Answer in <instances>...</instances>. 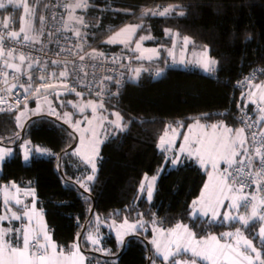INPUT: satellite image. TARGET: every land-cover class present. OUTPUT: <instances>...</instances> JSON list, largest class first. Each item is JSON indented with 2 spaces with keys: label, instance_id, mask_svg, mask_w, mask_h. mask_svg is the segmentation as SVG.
Here are the masks:
<instances>
[{
  "label": "trees",
  "instance_id": "obj_1",
  "mask_svg": "<svg viewBox=\"0 0 264 264\" xmlns=\"http://www.w3.org/2000/svg\"><path fill=\"white\" fill-rule=\"evenodd\" d=\"M30 2L35 10L34 25L39 31L47 0ZM171 5H180V8L167 15L148 12ZM181 12L184 14L180 15ZM79 15L83 24L78 30H82L97 50L132 54L121 45L105 41L127 24L143 26L138 37L147 33L164 38L170 29L179 37L191 38L197 48L208 49L210 58L217 61L215 71L207 75L198 68L175 66L159 79L143 77L128 82L121 99L105 102L108 109L120 113L125 129L102 144L93 181L86 179L88 166L73 151L61 156L75 142L66 126L44 115L29 123L22 140L23 126L18 117L0 115V142L14 149L0 173L3 184L35 187L53 238L66 250L76 244L87 225L82 247L98 253L87 254L89 264H148L150 255L145 240L152 238L153 227L171 230L177 224H184L197 238L220 235L235 228L239 223L209 226L208 219L193 216V202L206 183L207 173L190 160L170 168L159 143L167 129H181L184 134L197 122L240 127L235 83L256 69L260 72L255 84L264 83V71H261L264 70V0H93L89 9L79 10ZM137 62L153 66L172 63L165 49L159 59ZM70 95L76 97L74 93ZM23 142L34 152L28 164L22 159L20 144ZM40 149H49L51 154L40 155L37 153ZM158 175L155 193L149 202L142 195L141 185L146 176ZM92 197L96 200V209L90 217ZM140 220L144 221L145 229L130 236L122 255L115 258L123 246L118 245L111 232V223ZM260 225L256 222L252 229H246L257 247L261 246L257 233ZM91 231L100 232V248L93 249L85 242V235Z\"/></svg>",
  "mask_w": 264,
  "mask_h": 264
},
{
  "label": "snow or ice",
  "instance_id": "obj_2",
  "mask_svg": "<svg viewBox=\"0 0 264 264\" xmlns=\"http://www.w3.org/2000/svg\"><path fill=\"white\" fill-rule=\"evenodd\" d=\"M8 5H12L15 8L23 7L25 13H30L29 6L25 2L21 3L20 0H7V3L4 0H0V9L6 8ZM76 7H86L84 0L77 3ZM172 9H165L164 12L151 13L152 15H167ZM147 15V13H145ZM184 13L181 12L180 15ZM4 27H8L7 24H4ZM140 27V26H137ZM122 30V31H126ZM135 29H133L134 31ZM25 28L21 27L20 32H24ZM79 35V32L76 33ZM170 34V33H169ZM9 35L12 38H17L19 33L11 32ZM119 35V33L117 34ZM24 39L27 40L29 37L24 36ZM114 38L110 39L108 42H113ZM184 44L187 46L191 43L188 37H184ZM137 44V48H139ZM2 54V53H0ZM171 54V53H170ZM11 55V52H9ZM25 57L20 56V60L23 62ZM83 59V57H80ZM180 63H184L183 60ZM200 66L204 69L205 72L212 73L215 71V66L217 61L211 59L207 56V51L204 52V59L198 61ZM7 67L13 68L16 72L20 71V67L13 64H8ZM31 67V65H29ZM264 71V70H261ZM140 69L136 70V75L139 76ZM7 74L5 73V76ZM66 72H61L60 76H66ZM159 75V73H157ZM15 79H19L15 77ZM31 80V77H29ZM44 79V77H40ZM110 79V78H108ZM249 81L251 78H248ZM7 82V81H5ZM50 87L51 85H46ZM15 87V85H12ZM24 87V85H21ZM31 87V85H29ZM65 87H67L65 85ZM256 87H260L257 85ZM39 89H37L38 91ZM74 91V89H69ZM80 95V93H77ZM75 106V105H74ZM93 109V112L96 111L97 107H103L102 104L95 105L92 102H89V105ZM83 111V108L80 109ZM4 109L0 108V112H3ZM50 112L54 113V110L50 109ZM58 115V114H57ZM65 117L68 116L67 113L64 114ZM117 120L121 118L118 113ZM223 115V114H221ZM264 120V117H261ZM199 123V122H197ZM79 122H77V125ZM116 126L119 128L120 124L117 123ZM203 129L208 127L211 129V132H202V135L195 139L194 141H189V137L185 136V144L189 146L188 155L195 156L201 166L211 165L214 171H218L217 178H213L212 173H209V181L211 186L205 185V192L201 194V200L194 201V208L197 204L202 205V211L197 213L193 212V216H208L209 210L211 211V220L207 221L209 226L214 223L219 216L221 215L217 210V206H223L224 200H229L230 203L228 207L234 209L238 212V215H232L231 212L223 213L224 221H235L238 222L241 227H235L234 232H224L220 236L206 234L204 238L197 239L196 233L190 230L186 225L177 224L175 229H171L169 234L175 236L176 239L170 241L169 246H166L164 250L161 249L160 245L153 240L152 243L156 245V253L159 256L163 257L165 262H170V264H241V260L248 261V264H253V257L250 253H255V260L259 261V264H264V259H261V252L253 246L252 240L247 239L242 234V228L248 229L255 226L256 221L264 222V195L259 198L253 193L250 195L243 194V189L248 187L249 183L256 184V190L258 192H264V132L260 135L262 140L260 142V147L254 149V155L249 153L248 148L245 146L247 143V138L244 136L245 129L239 128L233 130L230 127H227L223 123L220 124H211V125H200ZM252 127V125H248ZM222 129V132L218 134L217 129ZM123 130V129H122ZM173 131H175L173 129ZM232 133L233 135L229 137L228 134ZM256 133H252L253 142H255ZM161 143H164L163 138H161ZM192 144H195L196 147L193 148ZM98 152V149H96ZM181 152L185 151V148L182 146L180 149ZM11 152L9 150L0 149V162L4 160L6 156H10ZM239 157V159H237ZM28 159L27 152L25 153V160ZM87 162L92 163L93 172H95V164L91 159ZM173 164L178 163V160H173ZM223 162L227 165L223 170H219L220 163ZM245 168L255 169V171H245ZM94 177L89 176L88 180H92ZM147 179V177H145ZM156 177L152 178L154 183ZM84 187V185H82ZM87 190V188L85 189ZM141 191H144V185H141ZM33 196L35 193H31ZM152 196V186L151 184L148 187V198L151 199ZM9 198L6 196L5 204L8 203ZM258 201V202H257ZM15 203L19 205L21 201L19 199L15 200ZM206 205L207 210H203V206ZM26 207V206H25ZM243 208L244 212L240 213V209ZM250 208V211H249ZM34 211V208L33 210ZM22 217H27L29 225L31 224L32 217L29 215V211L25 210L21 215H18L16 212L11 213L10 219L12 220H21ZM9 219L7 216H0V221ZM127 223V221H125ZM130 228H135V225H129ZM195 227V225H193ZM182 230V232H181ZM15 231L18 235L16 236L15 242L11 239L6 240L5 237L9 236L10 233ZM231 237L235 240V245L227 242L221 243V240ZM259 238L261 245L264 246V225L259 229ZM89 239H92L89 237ZM241 241L243 243V251H241ZM95 244L96 240H92ZM174 244L175 248L173 249L170 245ZM73 251L70 254L66 255L63 248L60 251H57V245L51 242V237L48 235L47 231H43L42 235L36 233L34 229H31L28 225L21 228H0V264H63L64 261L79 258L80 264H83L84 257L79 253V245H73ZM190 254L187 256H181L180 254ZM155 264V261H153Z\"/></svg>",
  "mask_w": 264,
  "mask_h": 264
},
{
  "label": "built area",
  "instance_id": "obj_3",
  "mask_svg": "<svg viewBox=\"0 0 264 264\" xmlns=\"http://www.w3.org/2000/svg\"><path fill=\"white\" fill-rule=\"evenodd\" d=\"M72 1L74 0H47L38 43L30 39L25 40L23 34L15 39L9 35L11 32H17L15 19L19 10L8 5L11 20L7 23L8 27H4L6 23L0 20V49L8 54L11 52L13 56L23 55L25 60L33 62L34 66L30 71L18 73L0 61V108L4 109L0 115H16L19 121L20 116H24L38 100V91L48 87L46 85H53L57 80H63L69 92L84 93L105 102H113L122 98L128 82L136 81L134 78L137 76V69H140L137 79L139 80L143 77L159 79L169 69L175 68L174 63L167 66H153L138 63L129 53L95 49L82 30L66 26ZM5 2L7 3V0ZM84 2L87 6L80 9L86 11L93 4V0H84ZM77 32L79 35L76 34ZM61 72H66L67 75L62 77ZM259 72L260 69L253 70L235 83L238 120L241 128L245 129L248 150L253 155L254 149L260 147L262 140L258 117L264 110V102L258 100L251 90ZM248 78H251L250 81ZM248 125L252 127L249 128ZM252 133H256L255 142ZM165 157L167 163L177 159L178 156L176 152H167ZM245 171H255V169L245 168ZM2 184L0 178V185ZM11 184L13 183L9 182L6 185ZM253 193L258 198L264 195V192L256 190L255 183L250 182L248 187L243 189V194Z\"/></svg>",
  "mask_w": 264,
  "mask_h": 264
},
{
  "label": "rangeland",
  "instance_id": "obj_4",
  "mask_svg": "<svg viewBox=\"0 0 264 264\" xmlns=\"http://www.w3.org/2000/svg\"><path fill=\"white\" fill-rule=\"evenodd\" d=\"M79 2H81V0L72 1L70 5L69 13L67 15V24L71 25L73 29L75 30H78V27H81L83 24V21L79 15L80 7L75 6ZM178 8H180V5L163 6L160 8H152L148 12L149 13H153V12L160 13V12H164L165 9H172V11H175ZM30 13H34V11L30 10ZM137 26H140V27H137ZM141 27L143 26L139 24L124 25L121 28H119L117 31L112 33L105 41L106 43L111 44V45H121L124 51H127V52L129 51L132 54L134 53L135 59L141 62H152L156 59H159L163 49L167 51V55L171 59L178 58L179 61L181 60L184 61V63L179 64V66L182 69H187L188 65L194 64V63L198 64V61H201L204 59V57L202 56L204 53L202 52L197 53V50L194 49L195 45L193 44V40L191 38H189L191 43L185 46L184 40H183L184 37H179L176 33L171 31L170 29H167L168 31H166L164 38H157V37H154L153 34H147V33H141V35H139L138 37V33ZM30 28H31V24L29 25L28 30H30ZM125 29L127 30L122 31ZM133 29L135 30L133 31ZM118 33L119 35H117ZM112 38H114L113 42L109 43L108 41ZM151 42H153L152 43L153 45L150 44ZM137 44H139L140 46L139 48H137ZM197 55L200 56L198 59H197ZM18 57L20 58V56ZM189 70H192V69L190 68ZM134 79L137 80L138 76H135ZM63 82L64 81L57 82V84H61ZM70 94L71 92H69L68 90H57L56 92L48 96L41 97L40 99L36 101L35 106L31 108L32 110L30 109L31 111L25 113L24 116H20L19 123H20V126H24L25 122L27 121L28 118L31 117V115L44 114V115L53 117L59 120L60 122H62L63 124H65L72 131L74 137L78 141L77 147L74 150V154L88 166L87 176L88 177L93 176L95 178V175L98 170L101 146L111 135H115L119 131H122V129L123 130L125 129L123 125V120L118 111L108 109V107H106L105 101L99 100L93 96H87L84 93H80V95H77V93H74L76 94V97L71 96ZM89 102H92L95 105L102 104L103 107H97L96 111L93 112L92 107L88 106ZM81 108H83V111L80 110ZM50 109L54 110L55 114L50 112ZM65 113L68 114L67 117H65L64 115ZM116 113H118L121 118L119 121L117 120V115H115ZM77 122H79L78 125H77ZM117 123L120 124L119 128L116 126ZM216 124H220V123H216ZM173 129L175 131H173ZM232 129L235 130L234 128ZM202 132H205L204 129H202L201 133L198 135V132L194 131V129L192 128V125H190L185 130L184 134L185 136L189 137V141L191 142L199 138L202 135ZM210 132H211V129L209 130V133ZM217 132L218 134L221 133L222 129L218 128ZM263 132H264V129H263ZM173 133H176V128L167 129V131L162 135L164 136L163 137L164 142H166L164 144L168 145L170 143V140H167L166 138L169 137V135ZM228 135L229 137H231L233 134L230 133ZM184 137L182 140V146L185 148V152L188 154L189 146L185 144ZM161 144L162 143L160 142L159 147H162ZM192 147L195 148L196 145L192 144ZM0 149L9 150L11 152L10 156H6L4 160L0 162V173H1L3 164L9 158H11V156L13 155L14 149L13 147H11V145H2V144H0ZM96 149H98V152L96 151ZM20 150H21L23 161L25 163L30 161V159L34 155L33 148H31V146L27 142H23L20 144ZM26 152L28 154L27 160H25ZM37 153L40 155L41 154L50 155L51 151L49 149H40V150H37ZM89 159H91L93 163L95 164V172H93L92 163L87 162ZM195 159L198 160L196 157ZM222 163L223 162H221L220 165ZM146 177L147 179L144 178V181H143L144 187L147 183L149 185L150 178L151 179L153 178L149 176H146ZM94 178L89 181H93ZM199 200H201L200 197L196 199L195 201H199ZM197 205L201 206V204H197ZM197 205L195 206V208L193 205V208L197 209ZM229 211L231 212L232 209H230L227 205L223 213L229 212ZM243 212H244V209H243ZM129 225H135V227H137L136 224L129 223L127 221V223L114 222L110 228L113 230L114 235L120 238V236L124 234L126 230L134 229V228H130ZM262 225H264V222H261V226ZM257 250L260 251L262 255L264 248H262V245H261L260 247H257ZM254 262L255 264L259 263V261L255 260V257H254Z\"/></svg>",
  "mask_w": 264,
  "mask_h": 264
},
{
  "label": "crops",
  "instance_id": "obj_5",
  "mask_svg": "<svg viewBox=\"0 0 264 264\" xmlns=\"http://www.w3.org/2000/svg\"><path fill=\"white\" fill-rule=\"evenodd\" d=\"M4 2H5V0H4ZM20 2L23 3V2H25V0H20ZM26 2L28 4V6H29V9L34 11V13H35L34 7L32 6L33 4L32 5L30 4L31 3L30 0H26ZM18 10L19 11H18L17 17L15 19L17 33H19V35H22V34L24 36L27 35L32 42L38 43L39 40H40L41 29L38 31L35 28V25H34L35 14L34 13L26 14L23 7L18 8ZM0 20L2 22L6 23V24L10 22L11 16H10V9L8 8V6L6 8H4V9H0ZM42 21H43V19H42ZM30 24H31V28H30V30H28V27H29ZM66 26H67V28H73L71 25H68L67 22H66ZM21 27L25 28L24 32H20V28ZM41 28H42V26H41ZM194 49L197 50V53H200V52L204 53L205 50H206L207 51V56L210 58L208 49H206V48H197L196 46H194ZM0 53H2V54H0V61H3V63H5L6 65L13 64V65H17V66L20 67V71L18 73H23V72L30 71L33 68V66H34L33 62L27 61L25 59L22 62L18 56L9 55L8 53H6L5 51H3L1 49H0ZM202 56L204 57V54ZM199 57L200 56L197 55V59ZM170 60H171L172 63L175 64V66L177 68H181L179 66L180 61L178 60V58L177 59H171L170 58ZM29 65H31V67H29ZM190 68H198V69H200L202 72H204L207 75H211L212 74V73L205 72L204 69L200 66L199 63L198 64L194 63V64L188 65L187 69H190ZM9 69L15 71L13 68H9ZM62 81L63 80H57L53 85L65 86L64 82L61 83L62 85L61 84H57V82H62ZM257 85H259L260 87H256ZM251 90H252V92L254 93V95L256 96V98L258 100L264 102V83L253 84ZM71 93H73V92H71ZM38 99H40V98H38ZM33 109H35V108H33ZM31 110H29V111H31ZM38 115H44V114H38ZM32 116H37V115H31V117ZM261 117H264V110L259 114V117H258L261 129H262V132H263L264 120H262ZM191 125H192V128L194 129V131L198 132V135L201 133V130H202L200 125L207 126L206 124H202V123H194V124H191ZM239 128H241V126ZM239 128H237V129H239ZM203 129H204L205 132H209V130H210V128H208V127H204ZM181 131H182L181 129H177L176 128V133L170 134L169 137L166 138L167 140H170V143L168 145H166V144H164L166 142H164L163 144H161L162 147H159L160 151L163 152L165 155L167 154V152H176V154L178 156L177 159H175V160H178V163L173 164V162H172L173 160H170L166 164H168V166L170 168L171 167L173 168V167H176L177 165L181 164L185 160L194 161L198 166H200L207 173V180H206L205 185L208 184V185L211 186V182L209 181V173H212L213 178L215 180V178H217V176H218V171H214L210 164L209 165H205V166H201L199 161L195 159V156H191L190 157L185 151H183V152L180 151L181 146H182V140H183V137L185 136V134H182ZM244 136H245V133H244ZM163 137L164 136H162V138ZM245 146L248 148V144L247 143H246ZM73 154H74V151H73ZM43 156H46V155L43 154ZM74 156H76V155L74 154ZM183 159H184V161H183ZM79 160L82 161L81 159H79ZM29 162L30 161H28L27 164ZM226 166H227L226 164L222 163L221 165H219V170H223ZM164 168L165 167H163L161 169L160 175L164 171ZM160 175L152 176V177H156L154 183L152 182L151 178L149 180L150 181L149 185L152 184L151 185L152 186L151 199L148 198V187H149L148 183L145 185L144 191H142V195H144L146 197V200L149 201V202H151L152 199H153V196H154V193H155V186H156V183H157ZM205 185L202 188V191L200 192V195H199L200 198H201V194L205 192ZM33 192L35 193L34 196L31 194ZM6 196L9 198L7 204H5ZM16 199H19L21 201V203L19 205H17L15 203ZM229 203H230L229 200H224L223 206H217L216 210L221 215L219 216V218L214 223L230 224V223L234 222V221H232V222H230V221H222L223 220V215L222 214L225 211L227 205H229ZM33 208H34V211H32ZM25 210H28L29 211V215L32 217L30 225H29V221H28L27 217H22L21 220H12V219H10L12 212H16L18 215L22 216V213ZM195 210H196L197 213L201 212L202 211V205L201 206L197 205V209L193 208V212ZM203 210H207L206 205L203 206ZM239 211H240V213H243V208H241ZM249 211H250V209H249ZM231 212H232L231 213L232 215H238V212L236 210H234V209H232ZM0 216L9 217V219H5L3 221H0V228H12L13 230H15V228H21L23 226L28 225L31 229H34L36 233H40L41 235H42L43 231H47L48 235L51 237V242H53V243H55L57 245V251L59 252L60 249L63 248L53 238L52 232H51V230H50V228L47 225L46 220H45V212L41 209L40 202H39V199H38V196H37V192H36V189H35V187L33 185H30V186H27V187H22V186H19L18 184H11L10 186H8L6 184L0 185ZM195 217L211 220V211L209 210L208 216H195ZM256 222H260L261 223V221H256ZM113 223L114 222L111 223L110 227L113 225ZM129 223L136 224L137 227H135L132 230H126L124 232V234H122L120 236V238L117 237L116 235H114L113 230L111 229V232L116 237V240H117L119 246H123L124 241L129 236H133L138 231L145 229V223H144L143 220H140V221H137V222H129ZM235 223H238V222H235ZM182 225H184V224H182ZM186 226L188 227V225H186ZM236 227H241V225L237 224ZM260 227H261V225H260ZM175 228L176 227H174L173 229H175ZM259 229L257 230L258 236H259ZM169 231L170 230H164V229L159 228V227H153V235H152V238L150 239V243H151L152 250L154 252L155 258H156V259H154L155 264H165L167 262H165L163 260L162 256L157 255V253H156V245L153 244L152 241L155 240L160 245L161 249L164 250V248L166 246H169L170 241L176 239L175 236H172V235L169 234ZM230 231L234 232L235 228H233L232 230H227L225 232H230ZM181 232H182V230H181ZM242 234L247 239H250L248 237L247 233H246V229L242 228ZM17 235L18 234L15 233V231H13L12 233L9 234V236H6L5 239L6 240L11 239L13 241V243H14ZM211 235H216L218 237L220 236V235H217V234H211ZM89 237H91L92 239H89ZM204 237H202V238H204ZM93 239L96 240L97 243L94 244L92 242ZM197 239H201V238H197ZM225 240H227V242L232 243V244L235 245V240L233 238L226 237V238L221 240V243H224ZM250 240H252V239H250ZM85 242L87 243V245H89V247H91L93 249L100 248L101 245H102V237L100 235V232H97V231L88 232L85 235ZM252 243H253V246L257 248V246L254 244L253 241H252ZM76 244H78V241L76 242ZM170 246L173 249L175 248L174 244H171ZM63 250H64V253L66 255H68L74 249H73V246H72L69 250H66L64 248H63ZM241 251H243V243H242V241H241ZM79 253L81 255H83V257H84L83 264H89V257L81 249L80 245H79ZM180 255L181 256H187V255H190V254L181 253ZM250 255L253 257V264H255V262H254L255 253H250ZM157 259H158V261H157ZM63 264H80V261H79V258L76 257L74 259H70L68 261H64ZM151 264H153V261L151 262ZM241 264H248V261L241 260Z\"/></svg>",
  "mask_w": 264,
  "mask_h": 264
},
{
  "label": "water",
  "instance_id": "obj_6",
  "mask_svg": "<svg viewBox=\"0 0 264 264\" xmlns=\"http://www.w3.org/2000/svg\"><path fill=\"white\" fill-rule=\"evenodd\" d=\"M57 90H67V87H65V86L51 85L50 87H45V88L40 89V90L38 91L37 97H38V98H41V97H44V96H48V95H50V94L56 92ZM41 116H44V115L32 116V117H30V118L25 122V124H24V126H23V131H22V140H23V138H24V136H25L26 129H27V126L29 125V123H30L32 120H35V119H37V118H39V117H41ZM45 116H48V115H45ZM49 117H50V116H49ZM51 118H53V117H51ZM53 119H55V118H53ZM55 120H56L57 122L61 123L62 125L66 126L65 124H63V123L60 122L59 120H57V119H55ZM66 127H67V126H66ZM67 128H68V127H67ZM68 129H69V128H68ZM69 130H70V129H69ZM70 132H72V131L70 130ZM72 134H73V133H72ZM22 140H21V141H22ZM77 142H78V141H77V139L75 138V142H74V144H73V145H72L67 151L63 152V153L61 154V156L64 155V154H66V153H68V152H72V151H74L75 148L77 147ZM0 144H1V142H0ZM60 173L63 174L61 170H60ZM82 192H84V190H82ZM92 199H93L94 205H93V208H92V211H91V215H90V217H93V215H94V213H95V209H96V200H95L94 197H92ZM87 228H88V226L86 225V226L84 227L83 231L81 232V234L79 235V237H78V244L80 245L81 249H82L86 254H98V253H96V252H94V251H85V250L83 249V247H82L83 237H84L85 232L87 231ZM140 237H141V236H140ZM129 238H130V236L124 241L121 252H120L118 255H116L115 258H118L120 255H122V253L124 252V250H125V248H126V244H127V241H128ZM141 238H142V237H141ZM142 239H143V238H142ZM145 242H146V245H147V248H148V252H149V255H150V258H149L148 264H151V262H152V246H151L150 241L145 240ZM99 255H100V254H99ZM101 256L104 257V258H111V257H109V256L102 255V254H101Z\"/></svg>",
  "mask_w": 264,
  "mask_h": 264
}]
</instances>
